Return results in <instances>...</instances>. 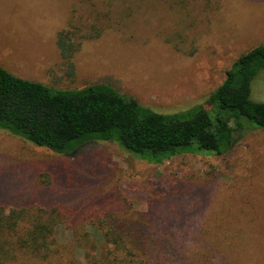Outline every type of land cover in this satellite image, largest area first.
I'll return each mask as SVG.
<instances>
[{"label": "rangeland", "instance_id": "1", "mask_svg": "<svg viewBox=\"0 0 264 264\" xmlns=\"http://www.w3.org/2000/svg\"><path fill=\"white\" fill-rule=\"evenodd\" d=\"M73 19L85 38L68 62L56 36ZM258 44L264 0H0V66L58 88L106 83L163 112L209 108L231 63ZM251 87L264 100V71ZM0 205L40 214L57 239L43 256L18 248L15 233L0 264L140 260L134 246L125 255L97 242L101 213L153 232L162 264L202 263L211 247L233 264H264V129L234 133L222 154L161 163L103 140L60 154L0 129Z\"/></svg>", "mask_w": 264, "mask_h": 264}, {"label": "trees", "instance_id": "2", "mask_svg": "<svg viewBox=\"0 0 264 264\" xmlns=\"http://www.w3.org/2000/svg\"><path fill=\"white\" fill-rule=\"evenodd\" d=\"M70 24L56 36L60 54L68 62L85 38L75 30L81 27L76 19ZM262 71L264 44H258L231 63L223 80L206 99L209 108L198 103L163 112L106 83L58 88L17 76L0 66V129L60 154H70L87 142L103 140L115 142L133 156L152 163L183 153L218 155L229 150L234 133L264 129V100L253 99L251 87ZM26 216L29 225L18 234L21 219ZM100 216H105V221L101 220L97 242L109 246L111 251L124 249L125 255L130 254L125 246H134L140 260L129 259L126 264H162L158 251L154 252L155 234L142 223L121 220L112 213ZM52 226L40 214L30 215L25 209L0 205V260L7 258L16 246L47 255L57 244ZM15 233L16 246L11 241ZM225 255L211 247L203 251L202 263L191 254L182 257L176 253L172 258L182 257L184 264H233Z\"/></svg>", "mask_w": 264, "mask_h": 264}]
</instances>
